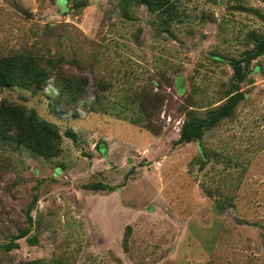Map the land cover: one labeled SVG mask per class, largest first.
<instances>
[{
    "label": "rangeland",
    "instance_id": "rangeland-1",
    "mask_svg": "<svg viewBox=\"0 0 264 264\" xmlns=\"http://www.w3.org/2000/svg\"><path fill=\"white\" fill-rule=\"evenodd\" d=\"M260 40L264 0H0V59L47 70L35 91L0 85V104L59 133L42 150L0 136V264H264ZM58 72L86 79L64 109Z\"/></svg>",
    "mask_w": 264,
    "mask_h": 264
},
{
    "label": "trees",
    "instance_id": "trees-1",
    "mask_svg": "<svg viewBox=\"0 0 264 264\" xmlns=\"http://www.w3.org/2000/svg\"><path fill=\"white\" fill-rule=\"evenodd\" d=\"M125 1L144 3L150 9L161 8L169 2V0ZM262 49H264V42L260 40L256 42L255 48L253 52H250V55H255L259 51H262ZM238 62L237 59L232 62L234 76L237 77L241 75L239 73ZM46 76L47 70L39 65L35 58L29 55L24 56L16 54L0 59L1 86L17 85L35 91L36 88L43 84ZM53 82L58 89V94L52 102L59 105L61 109H64L72 105L82 93L86 84V79L80 75L72 74L71 76H64L58 72L54 75ZM236 99L237 98L233 94H229L223 103L215 109H209L205 116L188 115L180 127L177 140L189 141L195 138L197 139L204 128L211 126L228 114L229 110L236 102ZM22 111L23 110L11 104H0V136L14 138L19 142L39 150H42L58 139L59 133L54 125L38 120L31 109L26 114ZM65 133L68 136H73V132L69 129H66ZM54 153H56L55 149ZM83 186L92 190H110L113 188L111 185L100 180L84 183ZM28 217H30L29 214ZM23 233L24 231H20L17 235L19 236ZM12 241L13 238L4 243L3 246L6 248L10 247Z\"/></svg>",
    "mask_w": 264,
    "mask_h": 264
}]
</instances>
